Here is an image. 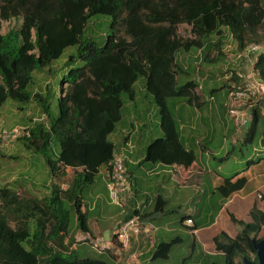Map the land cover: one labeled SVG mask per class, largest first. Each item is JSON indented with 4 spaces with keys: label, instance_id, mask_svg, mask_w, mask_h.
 <instances>
[{
    "label": "trees",
    "instance_id": "obj_1",
    "mask_svg": "<svg viewBox=\"0 0 264 264\" xmlns=\"http://www.w3.org/2000/svg\"><path fill=\"white\" fill-rule=\"evenodd\" d=\"M100 17L108 20L109 28L103 46L85 36L91 21ZM4 22L15 25L4 32ZM181 25L190 28V38L180 36ZM225 29L241 53L252 42L264 43V0H2L0 108L9 99L37 101L47 121H36L28 130L30 137L20 139L45 158L53 176H62L67 169H72L74 176L66 189L53 184L51 194L43 199L0 189V264H114L104 258H80L74 235L91 233L83 194L95 184L102 168L114 169L118 151L110 135L123 119L124 96L135 101L134 85L145 77L146 90L159 108L163 136L149 144L146 161L157 155L158 161L190 166L196 154L182 143L168 100L184 99L198 108L206 102L196 95L197 81L180 83L191 73L179 63V56L202 52L206 65H217L226 58ZM70 47H78L84 65L70 69L63 77L61 96L53 108L47 96L34 95L29 87L35 71L47 68ZM72 59L74 62L75 57ZM254 66L264 81V54L257 57ZM233 80L237 85H223V89L228 88V97L243 81L235 72ZM219 90L213 89L211 94ZM227 112L232 118L228 104ZM241 130L243 147L258 140L264 147L260 108L253 112L250 125ZM263 159L248 160L247 167ZM238 174L225 177L220 190H227V196L246 186L245 177L232 183ZM250 217L251 221L245 222L231 215L242 231L235 238L226 232L216 236V250L223 258L207 264H244V258L258 264L252 240L264 238H259L264 212L255 206ZM180 241L182 238L177 237L161 243L156 260L169 258ZM113 242L123 247L117 233ZM65 244L72 248L69 252ZM196 247L194 241V252Z\"/></svg>",
    "mask_w": 264,
    "mask_h": 264
},
{
    "label": "rangeland",
    "instance_id": "obj_2",
    "mask_svg": "<svg viewBox=\"0 0 264 264\" xmlns=\"http://www.w3.org/2000/svg\"><path fill=\"white\" fill-rule=\"evenodd\" d=\"M1 2L2 0H0V4ZM14 25L15 22H4L3 31L8 32ZM108 31V20L103 17H100V19L95 18L89 24L85 36L94 39L103 46L107 39ZM179 34L183 39L190 38V28L187 25H181L179 27ZM213 40L215 41L216 37H213ZM225 44L224 52L226 58L221 60L217 65H206L203 62L202 52L194 51L181 54L179 56V63L192 74L183 76L180 83H184L188 80L197 81L199 87L196 90V95L199 96V99L201 98V100H205L206 102L201 108V112L195 109L197 111L196 113L193 107H188L193 116L197 118L198 115H200V118L204 117L202 127L200 122L199 127L203 128V131L206 129L212 132L214 136V142L212 145L208 146L209 150H214V153L211 154L214 155V158H210L211 155L209 156V169H220L222 175L231 176L246 168L248 160L264 158V147L261 146L259 140L253 145L243 147L242 143L244 137H242L240 141L231 137L230 140L226 139L227 134L224 128L227 122H232L231 119H233V116L232 118L228 116V88L223 89V85L225 83L228 85L231 84V86L237 85L235 80H233L234 72L237 74L239 73L241 76L247 75L248 73L250 74L252 65L248 63L246 58L248 51H246V53L238 51L237 43L228 29H225ZM258 44L263 45V43ZM72 57H75L74 62H71L73 61ZM254 58L255 57L251 55V59L253 60ZM83 65V61L78 56V47H70L65 50L60 59L52 62L44 70L34 72V82L29 87V91L34 95L41 94L47 96L53 108H55L61 96V81L63 77L70 69L80 68ZM134 88L136 91V100L131 101L127 95L124 96L126 105L123 110V119L119 123L116 131L110 135V140L116 144L117 151L123 154V160L125 162L126 152L133 151V147L128 148L126 146L127 140L134 144L136 154L139 153V155L143 156L146 154L147 157V147L149 144L163 136L159 108L155 104L153 96L148 94L146 90V78L141 77L134 85ZM217 88L220 90L211 94V90ZM244 101L247 102L248 99ZM178 103L180 106L187 102L184 99L168 100L169 108L178 122L181 134L183 127H186V131L188 126L186 125L187 123L184 122ZM36 121H47V117L42 113L39 104L34 99L29 103H21L9 99L4 106L0 108V189L9 188L29 198L43 199L51 194L53 184L61 185L63 189H66L73 180L74 171L72 169H67L66 174L62 176H53L45 158L34 149L28 148L22 139L19 138L20 140L12 141L2 140L4 131L11 132L17 129L22 131L29 130L30 126H33ZM233 150L234 152L230 154L229 158L224 159L229 152ZM125 164L126 163H124V166ZM137 168L138 167H135L136 170ZM258 171L263 172L261 176L257 178V184L250 182L243 190V195H250V193L258 189L264 193V159L258 167ZM142 174L145 176L146 172L142 170ZM166 175L168 177L172 176L170 173ZM83 195L88 205L89 225L91 231L95 234V238L90 237V234H84L82 232H78V239L75 237L76 235H74L76 240V253L82 259H108L107 254H102L108 250V248L119 250L118 248L108 245L113 243L114 234L117 233L120 228H118V225L123 218L122 213L124 209L121 205L116 204L113 198L110 197L103 172H101V175L97 178L93 186L85 189ZM253 200H258L257 191L251 194L245 202L236 208V210H233V212L239 216L238 218L247 220L250 217L246 210ZM258 201L260 207L264 210V199ZM255 206H253V208ZM195 207L196 205L191 207L186 206L183 211L186 212L187 209H190L192 213ZM196 208L201 211L205 209L204 206ZM229 208L232 209L231 207ZM224 215H227V213L225 212ZM182 216L181 212L172 213L169 216V220L171 218L172 221L179 223ZM220 227L222 230L230 232L233 238L238 236L242 231L240 225L234 223L226 216H223ZM179 235H181L179 232H175L172 238ZM181 236L185 238V243L175 251L172 264L180 263L181 258L189 257L191 254L190 246L193 238L183 233ZM263 236L264 227L259 238ZM68 241L67 239L65 243ZM68 247L69 246L65 244L64 249L69 252L72 248ZM195 256H193L192 259L196 260ZM187 264L198 263L194 260H190Z\"/></svg>",
    "mask_w": 264,
    "mask_h": 264
},
{
    "label": "crops",
    "instance_id": "obj_3",
    "mask_svg": "<svg viewBox=\"0 0 264 264\" xmlns=\"http://www.w3.org/2000/svg\"><path fill=\"white\" fill-rule=\"evenodd\" d=\"M188 106L193 107L194 110L197 109L198 112H201L203 106L198 108L188 103L179 106L184 122L188 126L186 131L184 126L182 129L183 135L182 133L180 134L182 143L187 150H192L196 154V161L190 166L178 164L177 162L166 163L161 160L158 161L157 155H153L151 160L146 161V154L145 156L139 155V153L136 154L134 144L128 140L126 142L128 148L133 147V151L126 152V162L124 161V163H126L127 182L132 188L134 195L123 206V218L119 225L127 216L132 218L135 215H142L143 219L153 225L156 230L150 238H147L145 234L134 237L128 247H120L114 242L108 245L119 249L112 250L108 248L102 253L107 254L108 259L114 264H172L175 251L185 243V238L181 236L182 233L193 238L192 244L194 241L196 242V252L192 249V244L190 246V256L192 254L195 256L196 254V260L192 259L193 257L189 259L188 257L181 258L178 264H187L190 260H194L198 264H207L210 260L213 262L216 260L222 261V254L217 252L214 238L220 233L226 232L220 227L223 216L232 220L231 215H234L238 220H242L238 218L239 216L233 210H236L239 205L256 191L258 192V200L264 199V193L259 189L254 190L250 195H243V190L250 182L257 184V178L263 172L258 171V167L263 160L259 164H254L237 172L240 174L232 180V183L242 177L248 180L242 190L233 192L229 196L226 195L227 190H220V187L224 185L225 177L229 176L222 175L220 169H209L208 162L210 165V158H214V155H211L214 150H209L208 146L214 142V136L212 132L206 129L203 131L201 127L204 117L200 118V115H198V118L193 116ZM195 112L197 113L196 110ZM231 120L232 122H227L224 128L227 134L226 139L236 138L240 141L243 137L242 130L236 128L234 120ZM199 122L201 127H199ZM118 155L123 156L120 152H118ZM135 167H138L137 170ZM142 170L146 172L145 176L142 174ZM167 173L172 176L168 177ZM108 193L110 195L109 189ZM161 198L167 201L165 202L166 204L160 200ZM258 200H253L248 205L246 212H248L249 216L251 209L255 205L262 210ZM165 205L166 208L163 209ZM194 205L196 207L204 206L205 209L201 211L195 207L192 213L190 209H187L186 212L183 211L186 206L191 207ZM262 211L264 212V210ZM177 212L182 213V219L186 218L184 222H182V219L179 223L172 221L171 218L169 220L170 214ZM225 212L227 215H224ZM190 220L191 223L189 222ZM243 221L249 222L251 217ZM175 232L181 234L177 237L182 238V241L174 246L169 258L156 260L155 254L159 245L176 239L177 237L172 238ZM226 233L233 238L230 232ZM78 234L75 236L77 239L79 237ZM89 236L95 238L94 232L91 231Z\"/></svg>",
    "mask_w": 264,
    "mask_h": 264
},
{
    "label": "built area",
    "instance_id": "obj_4",
    "mask_svg": "<svg viewBox=\"0 0 264 264\" xmlns=\"http://www.w3.org/2000/svg\"><path fill=\"white\" fill-rule=\"evenodd\" d=\"M246 51H248L246 58L248 63L252 65V70L250 74L248 73L249 75L245 74L242 76L241 85L237 87V90L231 91L228 102L229 113L233 116L234 124L238 129L246 128L250 125L253 112L257 108L262 110V115L264 116V81L261 80L254 66L257 57L264 54V43L263 45L251 43ZM251 55L255 57L253 60ZM245 99H248V101L245 102ZM23 136L30 137V132L20 129L11 132L4 131L2 140H18ZM101 172H103L104 180L107 182L110 197L113 198L116 204L123 207L134 195L132 188L127 182L123 156L118 155L116 157L113 171L108 167H104ZM189 222L191 223V220ZM155 230L156 228L146 222L142 215H135L118 229L117 235L123 247H128L134 237L145 234L147 238H150Z\"/></svg>",
    "mask_w": 264,
    "mask_h": 264
},
{
    "label": "water",
    "instance_id": "obj_5",
    "mask_svg": "<svg viewBox=\"0 0 264 264\" xmlns=\"http://www.w3.org/2000/svg\"><path fill=\"white\" fill-rule=\"evenodd\" d=\"M254 249L257 252L258 264H264V238L261 240H252ZM244 264H255L252 260L244 258Z\"/></svg>",
    "mask_w": 264,
    "mask_h": 264
}]
</instances>
